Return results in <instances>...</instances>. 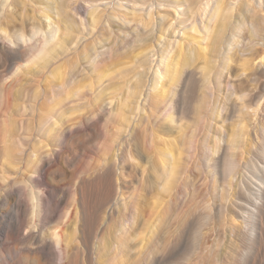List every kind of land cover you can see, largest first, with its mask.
I'll use <instances>...</instances> for the list:
<instances>
[{
	"label": "rangeland",
	"instance_id": "1",
	"mask_svg": "<svg viewBox=\"0 0 264 264\" xmlns=\"http://www.w3.org/2000/svg\"><path fill=\"white\" fill-rule=\"evenodd\" d=\"M15 1L0 0V18L8 12L16 25L14 38L24 34L25 15L27 32L56 26L54 41L62 36L60 17L72 29L46 64L23 62L0 78V183L4 176L25 185L34 225L24 237L27 214L19 230L1 220L7 264H264V77L249 102L237 89L241 79L254 88L242 60L260 54L254 71L264 70V0ZM57 3L59 13L47 8ZM218 18L227 26L215 44ZM203 49L211 70L198 85L187 79L202 71ZM4 63L0 47V70ZM54 68L62 71L55 79ZM176 103L186 120L178 121ZM235 124L229 156L237 166L226 171ZM168 141L173 155L175 145L182 155L165 191L162 159L172 157L158 155L153 168L149 160ZM42 159L45 180L37 182ZM39 186L54 212L38 232ZM52 226L62 251L54 247L44 261L28 249Z\"/></svg>",
	"mask_w": 264,
	"mask_h": 264
},
{
	"label": "bare ground",
	"instance_id": "2",
	"mask_svg": "<svg viewBox=\"0 0 264 264\" xmlns=\"http://www.w3.org/2000/svg\"><path fill=\"white\" fill-rule=\"evenodd\" d=\"M4 1H5V6H10V5L12 7L17 6L15 0H4ZM64 1L66 2L67 0H64ZM56 2H57V0H56ZM60 3H61V1H60ZM60 3L59 4L57 3L56 4L57 6H55V4L53 6L47 4V8L52 12L59 13L58 6L60 5ZM62 4H64V3L62 2ZM221 9H222V5H216L214 7V11H213L214 13H217V17H219V18H220ZM93 12H94V10H91V11H89V14L93 15ZM9 14L10 13L7 12L3 17L0 18V42H1L0 47L2 50L3 59L5 61V63L2 66V70H0V78L1 79H4V78L6 79L7 77H9L13 72L16 71V69L23 62L43 61L46 64L47 60L50 58V56H52L55 52H57L59 48L64 46L65 42L68 39L67 33L69 34V31L72 29L70 22L66 18L60 17L59 20L61 22H63V24H62V36L57 37L54 41V37H55L56 32H57V27L51 25L52 22H49V25H51V27L48 29L41 30V27L39 25L38 26L33 25L32 28L27 32V29L25 27V16H26L25 15L23 17L20 16L21 17L20 18V27L24 31V34H22V33L17 34V35L15 34L14 35L15 38H14L13 34H11L10 31L16 25H13V26L10 25L11 19L8 18V17H10ZM219 18L215 24V29H214V32L212 33V37H211L212 42L215 44H219V42L221 40V34L227 26V24L225 22L219 20ZM56 22L58 25L59 21H56ZM93 22H96V17L94 18ZM164 28L165 27H163V29ZM192 28L197 29L196 25H193ZM248 36L250 38L252 37V33H250L249 31H248ZM19 39L21 40V42ZM8 42L12 43L13 45H10ZM147 48L148 47H145L142 50L137 51L138 53H136L134 55V57L143 53V51ZM204 49L206 50V47ZM204 49H203L204 66H203L202 71L201 72L200 71H192L189 75L190 78L187 79L189 81H190V79H192L191 81L193 83L197 82L198 85H203L205 83V80L209 78L208 73L211 70L207 66L208 65V59L206 58V55H205L206 52H208V51H205ZM209 52L212 53V55H213L216 52V50H214L212 52L209 51ZM263 54H264V51H263ZM234 55H231L230 58L233 59ZM259 55L260 54H254V57H250L249 59H244V60H242L241 64L239 63L241 66V73L246 72L244 80L247 82H251V83H253L252 85H254V88H248V85L243 84V79H241L240 84L237 85L238 92L243 93V94H245V93L247 94V101L248 102L250 101V98L252 97L253 94H257V88L258 89L261 88L260 87L261 80L264 77V70L261 73H256V71H254V61H255L256 57ZM177 56L178 55H174V57H177ZM178 58H179V56H178ZM178 58L175 62V64L177 66L173 70H171V75H173L172 81H174V77L179 75V71L181 68V66L179 65L181 63V59H178ZM190 59H191V57L189 56V52H188V54L185 56V58L182 62V66H184ZM173 61H174V58L170 60V64H173ZM169 70H170V65L166 64L165 65V72H168ZM229 71L230 72L232 71V65H230L228 72ZM52 73H53L54 79H55V77L57 78V77H60V75H62V71L57 70L56 68H54L52 70ZM157 75L158 74L155 73L154 80L152 82V86H154V87H156V85L158 84L159 78ZM187 80L185 82L186 85H187ZM1 86H2V90H4V91H7L10 88V84L7 81H3ZM201 93H202V91H201ZM201 96H202V99L205 98L204 94H201ZM175 110L177 113L178 121L179 120L182 121L186 118L185 116H187V113H185L183 110H182L183 111L182 112L180 110V108L178 107L177 103L175 106ZM179 110H180V112H179ZM119 115H121V113L118 114V116ZM78 124H82V123H80V121H78ZM243 124H244V122H243ZM243 126L246 129V127H247L246 124H244ZM236 128H237V125L235 124L230 129L228 145H226V147L224 149V153L226 154V156H228V157H226L225 163H224V168L226 171H231L237 166L236 160L232 159L229 156L230 151L234 148L232 141H233V138L236 134ZM160 131H161V133H170L171 132V131L166 132L165 129H160ZM214 147L216 149L215 144L213 145V148ZM7 148H8V146H7ZM7 148H6V150H8ZM175 148L177 150V153H176V155L175 154L173 155V152H172L173 146L170 143V141H168V147L164 148L160 154H157L156 152H154L152 157L149 160V166L151 168H153L156 165L158 155L159 156H162V155L168 156V154H169L172 157V160H170L168 157L162 159L163 164L161 165V167L165 173V175L163 173V178H164V176L165 177L167 176L165 179V182L162 186L165 191H169L173 187L172 177L175 176V174L177 172V167H179L178 161L181 159V155H182V150L179 149V147H177L176 145H175ZM47 162L48 161H44V159H42L39 166L36 167V171L39 172V176L36 175V177H34L35 181L44 182L45 172H44L43 167H44V164ZM114 165H115V162L113 160L112 161H106V163L104 164V167H109V166H114ZM29 170L32 171L33 167H29ZM2 180H3V183H0V203L3 201V207H0V222H1V220L8 218L7 220L9 222V224L14 225L16 227V229L19 230V228H21V224L24 222L23 219L21 218V216L24 214H27L29 216V219H28L27 224L25 225V230H28V232L24 234V237H28L29 235L34 233V231H33L34 225H32V219L30 216V213L32 212V205L30 203V197L26 193V187L22 183H16L13 177L6 178L3 176ZM11 180H13L16 183L15 184L16 186L11 183ZM39 188H40V186H39ZM39 191H40V194L38 196V204H37L36 220H35V223L37 224L38 232L40 230L39 225H41V223L45 222L48 219V217L51 218L50 216L54 212V209L52 210L51 206H49L48 200L45 199V197L43 196L44 195V189L40 188ZM72 212H74V214L76 215V211H72ZM57 228H58L57 226H52L49 235L47 232V236L40 238L33 245V247H30L28 250L30 252L39 253L40 258L43 259L44 261L48 258V251L49 250H55L57 248L60 251H62L61 235L57 231ZM1 237H2V234L0 232V263L1 264H7L8 262L6 259V254H3V252L5 250L4 249V242L1 240ZM54 247H55V249H54ZM52 258L55 260L56 255L52 256Z\"/></svg>",
	"mask_w": 264,
	"mask_h": 264
}]
</instances>
